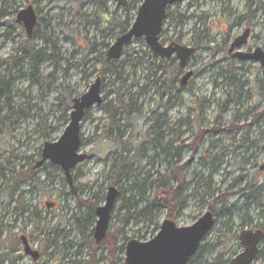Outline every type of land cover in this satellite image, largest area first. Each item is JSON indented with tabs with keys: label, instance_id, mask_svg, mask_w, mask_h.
<instances>
[{
	"label": "rangeland",
	"instance_id": "1",
	"mask_svg": "<svg viewBox=\"0 0 264 264\" xmlns=\"http://www.w3.org/2000/svg\"><path fill=\"white\" fill-rule=\"evenodd\" d=\"M34 1L0 0V264H118L106 240L94 239L110 187L119 196L108 235L118 247L152 240L168 218L184 228L211 212L216 224L198 264H230L243 252L240 234L264 225V68L229 54L248 28L240 52L264 50V0H183L169 7L160 42L196 49L185 68L176 57L162 63L141 38L106 71L109 48L145 0H129V9L117 0H41L28 38L17 17ZM188 72L196 76L183 88ZM98 78L104 102L83 121L87 160L73 170L72 188L61 167L36 165ZM260 248L254 264H264V241Z\"/></svg>",
	"mask_w": 264,
	"mask_h": 264
},
{
	"label": "water",
	"instance_id": "2",
	"mask_svg": "<svg viewBox=\"0 0 264 264\" xmlns=\"http://www.w3.org/2000/svg\"><path fill=\"white\" fill-rule=\"evenodd\" d=\"M128 0H118L120 6L126 5ZM183 0H145L138 10L135 23L130 30L121 36L107 52V62L118 61L123 56L126 46L133 40L143 38L152 53L163 60H169L176 56L179 66L185 68L196 53V49L172 43L164 46L160 42L164 23L167 20L169 7ZM24 21L29 38L33 36L37 18L31 8L22 11L18 16V23ZM250 31H246L231 47L230 53L236 48L245 46L248 42ZM239 61L258 62L264 68V50L255 49L252 53H238L235 55ZM193 72H188L180 83L186 87ZM102 80L98 78L89 91L79 99L73 101V109L70 114V123L63 136L56 143H47L42 152V159L36 165L40 168L46 163H51L62 168L65 177L73 187V170L87 160V156L80 152L82 137V123L86 113L97 105L103 104ZM66 137V139H65ZM60 144V147H57ZM260 171H264V164ZM119 192L115 187H110L106 197V203L96 211L98 222L94 230L96 245L106 240L111 220V215L117 202ZM216 224V219L211 212H207L193 226L179 228L176 222L166 219L159 233L148 242L131 240L125 249L123 264H190L200 250L205 238L210 234ZM264 239L261 230H245L240 234V244L243 252L231 260L230 264H253L259 255V245ZM26 254L34 261L39 260V253L26 248Z\"/></svg>",
	"mask_w": 264,
	"mask_h": 264
},
{
	"label": "flooded vegetation",
	"instance_id": "3",
	"mask_svg": "<svg viewBox=\"0 0 264 264\" xmlns=\"http://www.w3.org/2000/svg\"><path fill=\"white\" fill-rule=\"evenodd\" d=\"M40 1L41 0H36V1H34V2H32V3H30L29 4V6H28V8H31L32 10H33V12L35 13V15H36V18H37V23H36V27H35V30H34V33H33V36L37 33L36 32V28H37V25H38V23L41 21L40 20V16H41V14H40V10H39V4H40ZM118 1V0H117ZM130 1H132V0H130ZM128 3H129V0L127 1V3H126V5H124V6H121V7H123V8H126V9H129V6H128ZM143 4V3H142ZM27 8V9H28ZM27 9H25V10H27ZM169 9V8H168ZM24 9L22 10V11H25ZM21 11V12H22ZM20 12V13H21ZM19 13V14H20ZM19 14H18V16H19ZM138 15V14H137ZM167 15H168V17H167V20H168V18H169V14H168V10H167ZM136 18H137V16H136ZM167 20L165 21V23L167 22ZM135 21H136V19H135ZM17 23H18V17H17ZM135 23V22H134ZM165 23H164V27H165ZM18 24H21V25H23V27L25 28V24H24V21H21L20 23H18ZM132 27V26H131ZM130 27V28H131ZM130 28L129 29H127V31L125 32V33H121L120 35H119V37L117 38V40L121 37V36H123L124 34H126L129 30H130ZM164 29V28H163ZM246 31H250V35H249V39H248V42H247V44H249L250 43V40H251V38H252V34H253V32L251 31V29L250 28H248V29H246ZM245 31V32H246ZM244 32V33H245ZM162 33H163V31H162ZM244 33L242 34V35H244ZM26 34H27V32H26ZM242 35H240V36H236L235 38H234V40H233V42H232V44H231V46H230V49H231V47H232V45L237 41V40H239V38L242 36ZM28 36V35H27ZM33 36L31 37V38H33ZM29 38V37H28ZM116 40V41H117ZM136 40V39H135ZM116 43V42H115ZM132 43V42H131ZM162 44V43H161ZM246 44V45H247ZM162 45H164V44H162ZM171 45V44H170ZM245 45V46H246ZM164 46H169V45H164ZM127 47V46H126ZM125 47V48H126ZM244 47V46H243ZM242 48V47H241ZM241 48H236L232 53H230V49H229V54L233 57V58H235V55L236 54H238V53H241L240 52V50H241ZM110 49V48H109ZM125 50V49H124ZM109 51V50H108ZM154 55V54H153ZM155 56V55H154ZM194 56V55H193ZM192 56V57H193ZM174 57H176V56H173L172 58H174ZM156 58L157 59H159V60H161L162 61V63H163V61H168V60H163V59H160L159 57H157L156 56ZM171 58V59H172ZM177 58V57H176ZM171 59H169V60H171ZM235 59H237V58H235ZM238 60V59H237ZM239 61V60H238ZM106 62H107V54H106ZM113 62H115V61H113ZM113 62H110V63H113ZM108 63V62H107ZM109 63V64H110ZM154 64V63H153ZM181 68V67H180ZM183 77L185 76V75H182ZM195 73L193 72V76L191 77V79L189 80V82H188V84L190 83V82H192L193 80H194V78H195ZM182 77V78H183ZM101 79V78H100ZM102 80V79H101ZM182 81V80H181ZM181 81H180V83H181ZM1 83L3 84V86L5 85L6 86V82L5 81H2V82H0V85H1ZM5 86H4V88H5ZM181 86V85H180ZM4 95L3 96H0V103H1V101H3V102H5V97H7L6 96V91H5V89H4ZM74 101V100H73ZM73 109V108H72ZM90 111V110H89ZM88 111V112H89ZM71 112H72V110H71ZM88 112L86 113V115L88 114ZM71 114V113H70ZM86 118V117H85ZM85 120V119H84ZM83 124V123H82ZM81 137H82V135H81ZM82 145V144H81ZM3 170H5L4 169V167L2 166V165H0V171H2L3 172ZM264 172V171H263ZM72 174H73V172H72ZM0 177L2 178V179H4L5 180V176H4V174L2 173V175H0ZM73 180H74V175H73ZM6 181V180H5ZM7 182V181H6ZM72 188H74V184H73V187ZM109 190V189H108ZM0 193H1V195H0V198L1 197H3V193H4V187H3V180H2V185L0 186ZM3 200V198H1V201H0V206H2L4 209L6 208V206H5V204H4V202L2 201ZM18 204H19V207H20V210H22V206H21V198L19 199V201H18ZM22 214V213H21ZM213 214V213H212ZM214 215V217H215V219H216V215L215 214H213ZM20 219H21V217H20ZM169 219V218H168ZM171 220V219H170ZM173 221V220H172ZM175 222V221H174ZM257 230H261V231H263V233H264V225H259V227L255 230V231H257ZM207 238V237H206ZM205 238V239H206ZM20 240L22 241V244L24 245L23 246V249H24V253L26 254V248H29L32 252L34 251V249L33 248H31V242H30V240L29 239H27L26 237H21L20 238ZM205 241V240H204ZM263 241H264V239L262 240V242L260 243V245H259V250H260V252H259V255H260V253H261V244L263 243ZM204 243V242H203ZM203 243H202V245H201V247L202 246H204L203 245ZM200 247V248H201ZM198 254V253H197ZM27 255V254H26ZM259 255H258V257H257V259H259ZM30 256V255H29ZM256 259V260H257ZM255 263V262H254ZM253 263V264H254Z\"/></svg>",
	"mask_w": 264,
	"mask_h": 264
},
{
	"label": "trees",
	"instance_id": "4",
	"mask_svg": "<svg viewBox=\"0 0 264 264\" xmlns=\"http://www.w3.org/2000/svg\"><path fill=\"white\" fill-rule=\"evenodd\" d=\"M132 1H134L135 3H139L140 0H132ZM126 31H127V30H124L123 33H125ZM31 53H33V59L36 60L37 64L43 60V59H42V56H40V51L32 50ZM15 59H16V58H15ZM103 60H104V71H106V70H110L111 68H113V64H111V63H110V64L107 63L105 59H103ZM137 60H138L140 63H147V64H150V65L153 64V63H150V62H145V58H144V57L138 58ZM15 64H16V63H15ZM4 86H5V85H4ZM4 86H3V84L1 83V85H0V96H3V95L5 94V93H4V89H5ZM121 106H122V109L125 110V111H127V112L130 110V108H132V104H131V103H129L127 106H125V105L122 103ZM109 110H110V109H109ZM110 115H111V119H112L113 121H115V120H114V119H115V114H114V112H112L111 110H110ZM158 125H159V122H156V124L153 126V129H151V130L154 132V131H155V130H154L155 128L159 129ZM25 178H26V177H25ZM27 178H28V177H27ZM27 178H26V179H27ZM174 200H175V202L177 203V205H179V200H177V198L174 199ZM146 213H147V210L144 211L142 214H139L138 217H142V216L144 217V216L146 215ZM131 217H132V216H131ZM169 217H173V216H172V212L170 213ZM170 219H171V218H170ZM110 238H111V235H108V237H107V239H106V241H105L106 247L108 248V252L110 253L111 256H114V259H115L116 261H118V264H123V260H122L121 258H118L117 255H121V256L124 255V253H125V249H126V241H125L124 244H122L121 246L118 247V245L115 243V240H114V242H113V240L111 241ZM113 244H114V247L111 248V246H112ZM203 250H204V246H202V247L200 248L198 254H197V255L195 256V258L190 262V264H198V261L201 259V255H202V253H203ZM112 264H117V262H113Z\"/></svg>",
	"mask_w": 264,
	"mask_h": 264
},
{
	"label": "snow or ice",
	"instance_id": "5",
	"mask_svg": "<svg viewBox=\"0 0 264 264\" xmlns=\"http://www.w3.org/2000/svg\"><path fill=\"white\" fill-rule=\"evenodd\" d=\"M149 2L151 3V0H149ZM65 139H66V137H65ZM61 145L60 144H57V147H60Z\"/></svg>",
	"mask_w": 264,
	"mask_h": 264
},
{
	"label": "bare ground",
	"instance_id": "6",
	"mask_svg": "<svg viewBox=\"0 0 264 264\" xmlns=\"http://www.w3.org/2000/svg\"><path fill=\"white\" fill-rule=\"evenodd\" d=\"M177 44V43H176ZM93 85V84H92Z\"/></svg>",
	"mask_w": 264,
	"mask_h": 264
}]
</instances>
